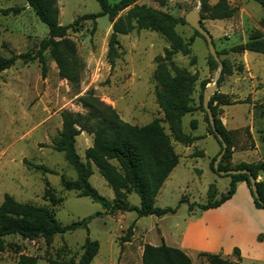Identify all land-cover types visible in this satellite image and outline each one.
Instances as JSON below:
<instances>
[{
  "label": "rangeland",
  "instance_id": "374dc122",
  "mask_svg": "<svg viewBox=\"0 0 264 264\" xmlns=\"http://www.w3.org/2000/svg\"><path fill=\"white\" fill-rule=\"evenodd\" d=\"M107 1L112 5L120 0ZM136 4L176 18H184L195 7L194 0H139ZM23 6V0H0V9ZM56 7L62 26L100 11L95 0H56ZM128 9L118 13L113 22L124 17ZM224 14L227 17H211ZM199 22L210 34L222 63L215 92L226 95L231 105L218 107L217 116L233 134V150H256L263 156L264 55L237 54L231 49L245 43L254 33L264 38V13L250 0H201ZM0 26V54L6 57L9 51L14 54L31 51L48 33L31 10L0 15ZM76 27L78 32L68 31V39L75 46L77 83L61 79L47 53L48 69L35 90L28 87L27 81L33 82L37 71L40 72L38 65L32 64L26 69L22 61L14 64L9 72L31 75L21 84L16 76L0 75V203L3 195L8 194L19 203L45 206L61 225L80 222L96 214L100 216L87 223L88 232L78 228L48 241L7 236L3 240L0 264H14L21 255L36 258L37 264L77 263L87 236L99 246L91 264H139V252L144 244L160 245L163 243L161 236L177 237L184 231L190 212L186 202L179 203L181 199L203 204L209 191L220 197L230 183L228 177H219L210 170L209 163L219 152V146L208 133L205 112L198 108L199 98L217 68L210 61L205 41L195 36L187 24L174 26L168 34L134 29L117 37L118 46L110 55L111 68L107 52L112 23L108 17H98L94 22L79 20ZM177 43L185 48V53L166 57L165 51ZM179 72L187 75L185 96L196 109L168 123L164 121L162 97L167 81ZM191 77L195 78L194 82L189 80ZM94 101L110 106L123 122L136 129L155 119L161 120L178 165L159 190L155 206L177 207L174 214L161 218H138L135 212L110 216L104 213L101 205L64 189L62 180L73 181L76 174L63 154L52 150L61 129L60 115L63 112L85 114L87 109L82 103ZM189 138L196 140L187 144ZM91 145V135L82 132L76 137L75 151L82 162ZM24 160L43 165L55 173L36 171L23 164ZM109 164L117 174H123L115 162ZM92 171L89 182L99 195L111 202L117 198L123 205L139 206V198L132 192L122 190L114 194L94 164ZM46 190L62 202L52 206L43 198ZM132 223L130 242L121 243L120 239Z\"/></svg>",
  "mask_w": 264,
  "mask_h": 264
},
{
  "label": "trees",
  "instance_id": "16d2710c",
  "mask_svg": "<svg viewBox=\"0 0 264 264\" xmlns=\"http://www.w3.org/2000/svg\"><path fill=\"white\" fill-rule=\"evenodd\" d=\"M23 1L37 19L46 26L48 30L47 37L40 40L31 51L21 54L10 52L8 57L0 54V73L14 66L19 60L23 63L37 61L41 78L44 79L46 70L48 69L45 59L47 53L50 60L56 66L58 76L70 83H77L75 46L68 39V31L77 33L78 29L76 26L79 20L94 22L98 17H108L109 22L112 23L107 52V61L111 68L113 67V61L110 59V55L115 46H118V36L127 35L134 29H145L151 32L168 34L174 26L186 24L184 18H176L145 5H137L136 3L139 0H120L118 3L112 5L107 0H95L100 8L98 13L84 15L71 24L62 26L58 20L59 13L56 7V0ZM250 1L256 3L264 13V0ZM125 9H128L126 15L113 22L114 17ZM21 10L18 7L0 9V15H16ZM211 17L216 19L227 17V15ZM193 34L202 38L194 30ZM185 51V48L177 43L173 44L170 50H166L165 55L169 57L178 52L185 53ZM231 51L237 54L249 52L264 55V38L259 33H254L245 43L233 47ZM210 61L214 62L211 57ZM186 79L187 75L184 72H179L169 79L165 85L161 104L164 121L168 123H173L180 116L193 113L196 109L193 105H190V100L185 96ZM189 80L194 82L195 78L191 77ZM82 105L87 109L85 114L61 113V129L57 140L52 145V150L62 153L64 160L73 168L76 174V179L73 181L64 182L62 180L64 189L77 192L78 197L89 198L92 202L101 205L104 213L110 216L115 213L135 212L138 218L148 216L161 218L168 214H174L177 207L159 208L155 206V199L160 188L171 171L178 165V158L172 152L170 138L164 133L160 125L161 120L155 119L147 125L136 129L123 122L110 106L97 101L92 103L83 102ZM229 105H231V102L227 96L217 92L209 99V108L214 118L215 128L226 144L225 152L218 163V169L224 172L247 170L256 181L258 175L264 173V157L255 163L231 164V156L234 149L233 134L223 126L217 116L218 107ZM198 108L204 112L202 108V96L199 98ZM191 126L194 128V121L191 122ZM82 132L92 136V145L85 151L84 162L80 160L75 151V139ZM208 133L219 146L218 155L221 151V144L213 134L209 122ZM195 140L196 138H189L186 141L189 144ZM198 155L202 156V153L198 152ZM217 155L209 163L210 170L215 174L217 172L213 168V163ZM109 162H115L123 174H117ZM23 164L43 173H55L43 165L30 164L25 160ZM92 164L98 169L99 174L106 180L114 194H119L122 190L125 193L132 192L139 198V206L123 205L117 198L111 202L99 195L89 182V178L93 174ZM223 177H228L230 183L226 193L220 197L217 196L216 192L209 191L206 203H189L185 198L181 199L179 203L186 202L189 212L194 209L199 211L215 209L234 195L238 182H244L249 190L254 207L264 211L263 182L255 183L259 200L263 204L262 206L252 194L247 175L241 174ZM43 198L52 206L62 202L61 198H56L49 190L45 191ZM98 216L100 214L89 216L80 222L61 225L55 219L54 214L45 206L19 203L12 196L4 194L0 203V252L3 250V240L7 236L17 235L27 239L42 238L48 241L56 235H63L78 228H82L88 232L87 223ZM132 231L133 223L127 228L125 235L120 239L121 243L130 242ZM81 249L82 254L77 263L52 262V264H91L97 255L99 246L96 241H92L87 236ZM198 257L204 260L206 264H239L238 262H231L213 254L199 253ZM14 264H37V259L21 255ZM141 264L192 263L188 256L176 248L168 247L164 244L158 246L144 244Z\"/></svg>",
  "mask_w": 264,
  "mask_h": 264
},
{
  "label": "crops",
  "instance_id": "0c3cea01",
  "mask_svg": "<svg viewBox=\"0 0 264 264\" xmlns=\"http://www.w3.org/2000/svg\"><path fill=\"white\" fill-rule=\"evenodd\" d=\"M20 8V12L30 10L25 2ZM32 64L38 65L37 61H34L24 63V66L29 69ZM13 67L0 75L16 76L20 84L23 79L27 80V77L31 76L27 72H9ZM37 67L39 68V65ZM27 82L28 87L31 86L34 90L38 88L42 82L41 72L37 71L33 82ZM263 157L264 155H258L256 150H233L231 164L255 163ZM256 182L264 183V173L258 175ZM161 239L162 244L182 251L190 258L192 264H206L204 260L199 259V253L218 255L222 259L239 264H264V211L254 207L247 186L244 182H238L234 195L225 203L206 211L192 210L184 231L177 237L169 234L161 236ZM146 244L158 246L155 243ZM141 256L142 249L139 252V264Z\"/></svg>",
  "mask_w": 264,
  "mask_h": 264
},
{
  "label": "water",
  "instance_id": "95a60500",
  "mask_svg": "<svg viewBox=\"0 0 264 264\" xmlns=\"http://www.w3.org/2000/svg\"><path fill=\"white\" fill-rule=\"evenodd\" d=\"M194 3H195V7L193 8V10H191L184 16V21L187 25H189L194 31H196L204 39L206 46H207L208 54L217 65L212 81L209 83L207 87L204 88V91L202 94V108L204 112L206 113V116H207V119H208V122H209V125L211 127L213 134L216 136L217 140L221 144V151L217 155L213 163V168L219 176L241 175V174L247 175L249 183H250V189L252 191L254 198L257 200V202L260 205L263 206V204L259 200V196L256 191V186H255L256 181L254 177L247 170H230V171L224 172L218 169V163L225 152L226 144L223 138L218 134L215 128L214 118L209 108V99L216 91L215 90L216 84H217L218 79L220 78L221 71H222V63L220 62L218 55L215 51L214 44H213L210 34L200 25L199 7L201 4V0H194Z\"/></svg>",
  "mask_w": 264,
  "mask_h": 264
}]
</instances>
